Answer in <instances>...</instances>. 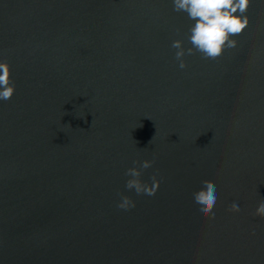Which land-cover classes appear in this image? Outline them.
Wrapping results in <instances>:
<instances>
[{"label": "water", "instance_id": "obj_1", "mask_svg": "<svg viewBox=\"0 0 264 264\" xmlns=\"http://www.w3.org/2000/svg\"><path fill=\"white\" fill-rule=\"evenodd\" d=\"M246 15L181 69L194 21L173 0H0V264H264V0ZM144 160L153 196L126 188Z\"/></svg>", "mask_w": 264, "mask_h": 264}, {"label": "clouds", "instance_id": "obj_2", "mask_svg": "<svg viewBox=\"0 0 264 264\" xmlns=\"http://www.w3.org/2000/svg\"><path fill=\"white\" fill-rule=\"evenodd\" d=\"M249 2L250 0H173V10L186 13L188 19L194 21L188 36L191 47L185 50L180 39L172 43V47L177 49L175 58L179 61V67L183 69L187 66L183 59L186 54L198 52L205 59L216 60L226 49L235 48L238 41L232 37L242 34L249 24L246 15ZM14 92L10 65L0 61V100L11 99ZM154 162L133 161V164H138L139 167L127 169L125 175L130 179L126 181V188L134 190L137 195H155L160 185L156 175L151 177L152 184L141 180L142 170L152 167ZM202 185L200 190L193 193L194 203L198 206L201 217L214 219L213 209L218 199L216 185L210 180H204ZM117 207L129 210L135 207V202L123 195ZM228 210L233 213L241 211L236 202H233ZM254 215L264 218V200L259 202Z\"/></svg>", "mask_w": 264, "mask_h": 264}]
</instances>
